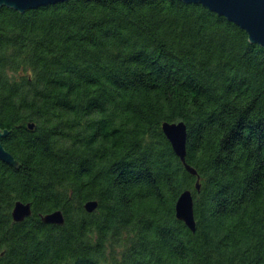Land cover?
Returning a JSON list of instances; mask_svg holds the SVG:
<instances>
[{"label": "trees", "instance_id": "1", "mask_svg": "<svg viewBox=\"0 0 264 264\" xmlns=\"http://www.w3.org/2000/svg\"><path fill=\"white\" fill-rule=\"evenodd\" d=\"M179 120L197 175L162 131ZM3 128L0 264H264V46L203 4L0 5Z\"/></svg>", "mask_w": 264, "mask_h": 264}, {"label": "water", "instance_id": "2", "mask_svg": "<svg viewBox=\"0 0 264 264\" xmlns=\"http://www.w3.org/2000/svg\"><path fill=\"white\" fill-rule=\"evenodd\" d=\"M64 0H0V5H7L18 11L28 8H35L40 5L55 3ZM184 2H199L209 9L224 15L229 20L242 27L248 34L250 41L264 46V0H183ZM33 122L28 126L33 127ZM10 130V129H9ZM6 128L0 129V159L8 164L19 167L20 162L14 158L2 144L1 138L9 131ZM162 131L170 141L171 146L180 158L185 168L192 174L197 175V170L186 161V124L184 121H163ZM196 189H199V178L195 182ZM98 205L97 199H87L83 206L86 211H93ZM31 213V203L17 199L14 201L11 216L13 220H22ZM175 215L191 229H195V218L193 213V197L189 188L180 192L175 202ZM41 220L46 223L61 224L64 221V214L61 209L40 213ZM64 264V263H61Z\"/></svg>", "mask_w": 264, "mask_h": 264}]
</instances>
